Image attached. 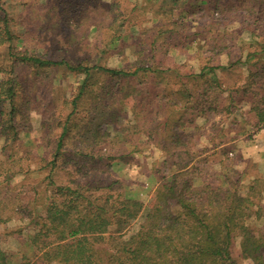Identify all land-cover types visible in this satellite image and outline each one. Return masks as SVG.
I'll return each mask as SVG.
<instances>
[{"label": "trees", "instance_id": "1", "mask_svg": "<svg viewBox=\"0 0 264 264\" xmlns=\"http://www.w3.org/2000/svg\"><path fill=\"white\" fill-rule=\"evenodd\" d=\"M239 64L245 78L223 82L218 71ZM68 75L78 78L71 91L59 83ZM32 111L41 137L30 143L48 155L22 139ZM220 116L213 148L201 146L200 119ZM257 133L264 0H0V264H240L238 241L244 261L264 264V173L233 153ZM145 147L164 157L147 201L113 178ZM9 236L17 252L3 247Z\"/></svg>", "mask_w": 264, "mask_h": 264}, {"label": "rangeland", "instance_id": "2", "mask_svg": "<svg viewBox=\"0 0 264 264\" xmlns=\"http://www.w3.org/2000/svg\"><path fill=\"white\" fill-rule=\"evenodd\" d=\"M151 18V17H149ZM148 18V19H149ZM206 21V18H204ZM146 27H150L153 25L152 22H146L144 23ZM228 28L230 30H234V37L236 39H240L237 41L239 44H242V42L249 41L250 35L248 32H243L239 29L237 24L230 25ZM222 29V28H220ZM135 32H138V27H134L133 29ZM145 36V35H144ZM233 37V36H232ZM230 40V39H229ZM239 44H237L236 48L234 49L233 46L231 48V51L233 53V56L237 58L239 56ZM194 49L190 50V52H194ZM244 52V53H243ZM246 56V51H242L241 55ZM173 56L176 57L177 61L181 62H188L189 67H194L196 70L200 68L201 62L199 60L194 59L191 61H186V59L183 56H179L175 51H172L171 53ZM127 55L133 59V48L129 49L127 51ZM230 55L226 54L223 55L221 58H218L219 61H221L223 64H226L229 61ZM245 59V57L243 58ZM120 64V61H118L116 58L114 59L113 57L110 59V65H118ZM247 67L244 65L239 64V68L233 69V70H227V71H222L219 70L218 74L220 78L222 79L223 82L226 84L234 85L238 83V81L241 78H245V76L248 74L247 73ZM78 81V78L68 75V77L64 80H61L59 83L60 85L67 87L70 91L74 88L76 82ZM32 130L30 131L29 135L26 133H22V139L24 143L27 144L28 149H33L35 152H40L41 154L44 153L45 151L47 152V149H41V148H34L32 144L30 143V140H37L38 143H40V137H41V117L40 115L32 111ZM234 116H237L241 118L240 112H237ZM220 117H214L212 122L207 123L204 119H200V124L204 127L202 129V137L200 138V143L201 146H209L210 149L213 148L214 145H208V139L215 135L214 130L212 129V126L214 122H217L221 120ZM247 135H244L237 143L236 146L233 149V153L241 155L245 160L246 159H251L254 162H256L260 168V170L264 173V137L262 134H256L254 137L251 139H247ZM45 155H48V152L45 153ZM163 153L159 149H154L153 147H145L142 149L141 153L136 154L135 158L133 159V162L131 164L127 165H120L118 169L116 170L115 173H113V178H118L123 186L125 185L127 188H130L140 194V197H143L144 200H148L149 194L155 189L157 186L156 179H153V176L149 178V173L152 165L155 162H159L163 159ZM221 159L218 156V160ZM220 165L213 163L212 168H219ZM239 168H243L245 166V162L242 161L239 163ZM32 178L29 180H24L22 176L16 178L12 182V188L14 191H18L19 188L24 187V186H34L35 183L33 180L37 179H43L46 176V171H39L36 173H30ZM37 178V179H35ZM142 184V185H141ZM42 188V185H40ZM138 224H136V228L138 227ZM8 226L10 228H23V236L27 237L30 233L34 232L33 227H28L26 222H22L20 220H12L11 222L8 223ZM3 228V226H2ZM20 241L14 236H9L6 240L3 241V247L9 251H14L17 252L20 248ZM234 256L235 258L240 262V264H248L246 261H244L241 256H240V244L239 241L236 243L234 247Z\"/></svg>", "mask_w": 264, "mask_h": 264}]
</instances>
